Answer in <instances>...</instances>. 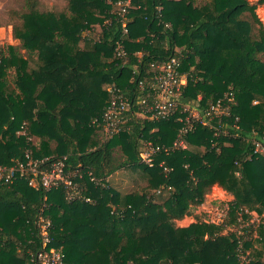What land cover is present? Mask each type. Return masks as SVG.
<instances>
[{
  "label": "trees",
  "instance_id": "trees-1",
  "mask_svg": "<svg viewBox=\"0 0 264 264\" xmlns=\"http://www.w3.org/2000/svg\"><path fill=\"white\" fill-rule=\"evenodd\" d=\"M67 1L53 11L24 0L14 35L27 54L0 46V166H15L27 150L47 158L44 167L65 158L84 173L77 180L85 196L0 178V264H34L40 217L51 219L53 244L70 264H241L244 254L245 264H264L253 233H223L240 213H264V150H257L264 149V24L256 13L264 0H132L126 35L118 0ZM171 55L187 73L182 104L204 114L226 93L235 98L225 101L229 114L210 123L220 129L195 123L186 149L160 153L149 166L140 160L146 142L173 145L183 125L176 117L153 122L128 113L129 128L113 138L91 121L107 106L110 85L134 96L151 62ZM127 166L141 187L120 193L102 185ZM214 185L234 197L226 221L177 226ZM258 237L264 241V231Z\"/></svg>",
  "mask_w": 264,
  "mask_h": 264
},
{
  "label": "built area",
  "instance_id": "built-area-1",
  "mask_svg": "<svg viewBox=\"0 0 264 264\" xmlns=\"http://www.w3.org/2000/svg\"><path fill=\"white\" fill-rule=\"evenodd\" d=\"M114 13L120 17L123 26V32L128 33L127 14L132 7V0H118L115 4ZM167 28H171L170 23H166ZM118 54H125L123 42L117 43ZM187 83V75L182 70V60L180 57L171 55L158 61L151 62L150 70L138 80L134 90V96H128L120 87L110 85L108 87L111 97L107 106L100 116H96L91 121V126L95 130L103 132L107 137L113 138L119 134L125 127L129 128L128 113L138 117H146L153 122H160L176 117V121L182 122L178 138L173 145L155 144L153 141H147L145 148L141 152L140 160L142 163L154 166L157 156L160 153H170L175 149H186L187 143L185 137L195 130V123L203 125L210 124L213 120L218 119L221 122L223 114H229V107L226 102L234 101V93L225 95L219 99L209 110L201 113L200 109L189 104H182L183 87ZM195 109V110H194ZM216 130L222 127L212 125ZM26 134V130L23 131ZM220 135V130L215 132V136ZM32 140L33 137H28ZM258 151L263 152V147L258 144ZM47 158L36 159L32 156L30 150L25 151V157L17 161V164L9 169L0 166V178L5 181H14L18 176L28 179L29 185L33 187H42L47 192L60 187L67 191L69 199L81 198L84 195L83 186L77 180V176L82 177L80 169L72 170L63 159H57L44 167ZM165 171L172 167L165 166L163 160L160 163ZM88 176L94 181L99 182L92 172ZM108 186L107 180L102 183ZM86 200L90 198L87 196ZM40 232L42 235V249L35 255L31 256L34 264H70L65 261V256L60 247L53 244L54 238L51 234V219L40 217Z\"/></svg>",
  "mask_w": 264,
  "mask_h": 264
},
{
  "label": "rangeland",
  "instance_id": "rangeland-1",
  "mask_svg": "<svg viewBox=\"0 0 264 264\" xmlns=\"http://www.w3.org/2000/svg\"><path fill=\"white\" fill-rule=\"evenodd\" d=\"M24 0H0V46L15 45L21 53L27 54L26 50L21 47V41L14 35V25L19 23V11L22 9V2ZM43 7L47 10L61 11L67 7V0H40ZM252 3H257L258 0H251ZM256 13L259 19L264 24V4H258ZM101 31V27L96 25L91 32V35L97 36ZM260 57L264 60V53L260 54ZM187 75V73H186ZM195 110V109H194ZM25 128L18 131L19 134H24ZM123 172L133 181L134 184H138L139 174L131 166L124 167ZM142 180V179H141ZM140 187L142 184H138ZM233 195L222 187L214 185L211 187L209 193L206 195L205 201L197 206H194L191 210V215L184 217L183 219L175 220L177 226H188L193 222L203 221L207 223L221 224L226 221L228 214L229 203L233 200ZM251 217H247L243 214H238V219L235 224L228 226L223 233L228 231H236L238 234H244L246 238H249V234H252L251 240L253 247L262 251L264 258V241L259 239L258 235L264 225V213L259 214L256 211L250 212ZM252 225V227H250ZM248 228V229H247ZM252 228V230L250 229ZM262 229V230H261ZM258 237V238H257ZM62 250V246H60ZM245 254L241 256V264H245ZM31 262V260H30Z\"/></svg>",
  "mask_w": 264,
  "mask_h": 264
},
{
  "label": "crops",
  "instance_id": "crops-1",
  "mask_svg": "<svg viewBox=\"0 0 264 264\" xmlns=\"http://www.w3.org/2000/svg\"><path fill=\"white\" fill-rule=\"evenodd\" d=\"M122 169L123 168L116 170L115 172L110 174L107 178V183L111 186L113 190L120 193H127L134 189L132 188L133 181L127 177V175L123 172Z\"/></svg>",
  "mask_w": 264,
  "mask_h": 264
}]
</instances>
